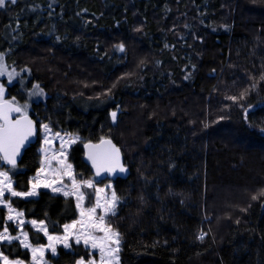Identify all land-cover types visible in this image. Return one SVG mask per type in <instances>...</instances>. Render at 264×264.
<instances>
[{"label": "trees", "instance_id": "16d2710c", "mask_svg": "<svg viewBox=\"0 0 264 264\" xmlns=\"http://www.w3.org/2000/svg\"><path fill=\"white\" fill-rule=\"evenodd\" d=\"M0 53L27 80L10 96L39 84L49 97L33 118L83 140L69 153L80 180L93 176L85 143L122 150L131 175L112 182L110 219L121 264H264V0H16L0 7ZM39 143L10 171L18 191L40 168ZM11 199L51 234L79 216L49 191ZM1 250L30 260L19 243ZM87 255L61 248L50 261Z\"/></svg>", "mask_w": 264, "mask_h": 264}, {"label": "snow or ice", "instance_id": "6c2138e0", "mask_svg": "<svg viewBox=\"0 0 264 264\" xmlns=\"http://www.w3.org/2000/svg\"><path fill=\"white\" fill-rule=\"evenodd\" d=\"M8 2L15 4L16 0H0V7H4ZM119 47L120 50H123V45ZM4 75H7L8 82L11 83L19 73H16L14 69L8 71L5 56L0 53V76ZM5 91L4 84L0 83V161L10 166L9 170H0V209L7 211L4 224L0 225L2 227L0 244L6 242L8 245H12L14 241H19L23 248L30 249L32 264H47L44 259L46 249H50L51 253L56 255L58 243L62 244L65 249H71L73 244L70 241H74L76 245L83 243L86 249L98 250L100 253L99 262L95 259L94 251H90L87 258L80 256L75 264H118L120 233L112 228L110 217L116 215L120 198L115 191H112L109 196L105 188L96 187L92 180L77 179L72 165L67 163L65 144L70 146L76 143L79 137H70L65 141L60 132H55L53 135L60 139L61 143L59 151H52L53 140L49 138L52 129L49 124L41 123L40 128L44 132L43 144L49 147L41 149L43 159L36 176L30 180L31 188L26 191H18L14 187L9 171L16 169L17 158L21 155V150L31 142V138L36 136L37 127L36 122L28 114V105L18 104L15 97L11 100L5 99ZM246 91L242 92L239 97L231 96L228 99L236 103L245 97ZM30 95H43V89L39 84H36ZM13 113L17 114L16 118H13ZM111 117L115 122L117 113L113 111ZM245 120H247V109H245ZM261 131L264 132V128ZM84 148L88 150V159L92 162L97 176L102 172L111 174L117 170L121 173L126 171L121 163L120 149L111 139H101L97 144L85 143ZM65 178L70 181V184H65ZM39 187L51 188L53 192L62 193L66 198L74 197L75 207L79 210L80 217L71 224L63 225L62 236L49 234L44 220L32 219L31 226L47 237V246L40 244L33 246L29 240V233L24 231V213L13 206L14 201L11 199L34 197L38 195L36 190ZM83 189L94 190L95 202L89 207H85L84 202L86 199L91 200L92 194H86ZM261 195H264V190ZM252 199H257V196H253ZM141 201H143V197H141ZM10 221L16 223L18 235L10 233V226L7 223ZM198 239L203 240L204 234H201ZM0 264H24V261L18 258L12 259L0 250Z\"/></svg>", "mask_w": 264, "mask_h": 264}, {"label": "rangeland", "instance_id": "374dc122", "mask_svg": "<svg viewBox=\"0 0 264 264\" xmlns=\"http://www.w3.org/2000/svg\"><path fill=\"white\" fill-rule=\"evenodd\" d=\"M4 56H5V54H4ZM5 63H6V56H5ZM6 64H7V63H6ZM7 68H8V71H12V70H13V68H10V67L8 66V64H7ZM14 70H15V69H14ZM15 72H16V73H19V75L15 76L14 79H13V81H12L11 83L8 82V77H7V75L0 76V83L4 84V86H5V90H6V91H5V99H9V100L12 99V97L10 96V92H11L10 90H11L13 87H15L16 84H18L19 82H22V81H24V80L27 81L26 79L23 78V75H24V74H23L22 72H19V71H16V70H15ZM23 84H26V82H24ZM34 85H36V84H34ZM34 85H32V88L27 92V97H26V100H25V101H21L20 99H16V98H15V100H16V102H17L18 104H20V105H25V104H27V105H28L27 111H28V114H29V115H30L31 112H32V109H33V105H34V104H38V103H46V101H47V99H48V97H49V96L45 93L44 90H43V95H37V96H32V95H30V93L33 91V86H34ZM44 124H45V123H44ZM54 133H55V131L52 130V133L49 134V138L53 140V145H52V147H51V150H52V151H59L61 141H60V139H57V138L53 135ZM61 137H62L63 140L67 141L70 137H79V136H77V135H70V134L61 133ZM43 138H44V132H43V129L40 128L39 152H40V154H41V156H42V159H43V153L41 152V149H42V148H48V147H49V146L43 144ZM81 141H83V140L79 137V140H77L76 143L71 144L70 146L67 145V144H65V155H66V157H67V163H69V164L72 165V168H73V171H74V174H75V175H76L75 168H74L73 164L69 161V153H70L71 149H72L75 145H77L79 142H81ZM0 170H7V169H4V167L2 166V163H1V162H0ZM10 171H11V170H10ZM10 171H9V174L11 175ZM35 176H36V174H35ZM35 176H34V177H35ZM34 177H33V178H34ZM76 177H77V175H76ZM33 178H32V179H33ZM77 179L80 180L78 177H77ZM85 180H92L93 183L96 184V187H99V188H105L106 193H107L109 196L111 195V192L114 191V186H113V183H112L111 181H105V182H103V183H98V182L95 180V178H94L93 176L90 177V178H88V179H85ZM13 184H14V183H13ZM65 184H70V181H69L67 178H65ZM54 186H55V185H54ZM30 188H31V187H30ZM36 191H37L38 195H36V196H34V197L24 198V199H36V198L39 197V194H40V192H42V191H49L50 193H52V194H54V195H61V196H63L62 193L53 192L51 188L39 187V188H37ZM83 191H85L86 194H92V199H91V200L86 199L85 202H84V206H85V207H89V206H91V205L95 202L94 190H93V189H83ZM70 198H72V199L74 200V202H75L74 197H70ZM120 205H121V200H120L119 204L117 205L116 213H117V211H118ZM5 210H6V209H5ZM77 211H78V214H79V210H78V209H77ZM6 213H7V211H6ZM79 218H80V217L78 216V218H77L76 220H78ZM111 218H112V217H110V219H111ZM23 219L25 220L24 231L27 232V228H28V227L31 228V229H33L34 231H36V229H34V228L31 226V224H30V221H31V220H30V219H27V218L25 217V215H24ZM8 223H11V224L17 229V225H16L15 222H11V221H10V222H8ZM71 223H72V222H71ZM71 223H69V224H71ZM36 232H37V231H36ZM48 232H49V231H48ZM63 232H64V229H63ZM39 233L43 234L42 232H39ZM18 234H19V231H18V229H17V234H16V235H18ZM49 234H51V233L49 232ZM52 235H57V234H52ZM62 235H63V234H61V236H62ZM43 236H44V234H43ZM44 237H45V239H46V241H47V243H46L45 246H47V244H48V239H47L46 236H44ZM29 240H30V239H29ZM15 242H16V243H19V241H14L13 243H15ZM30 242H31V241H30ZM5 243H6V242H5ZM70 243L73 244V247H75V246H82L84 249H86L85 246L83 245V243H81L80 245H76V244L74 243V241H70ZM1 245H2V244H0V250H1ZM20 246H21V245H20ZM33 246H36V245L33 244ZM21 247H22V246H21ZM56 247H57V254H56V255H53V254L51 253V250H50V249H46L44 259H45V261H47V264H52L51 261H50V258H51V257H52V258H56V257L58 256V251H59V249L63 248V245L58 243V244L56 245ZM73 247H72L71 249H65V248H63V249L68 250V251H72V250H73ZM22 248H23V247H22ZM23 249H25V248H23ZM25 250L29 251V253H30V260L27 261V262L24 261V264H32L31 251H30V249H25ZM86 250H87L88 252H90V251H94L95 259L97 260V262H99L100 253H99L98 250H91V249H86ZM120 252H121V240H120L119 252L117 253V255H118V257H119L118 264H121V261H120Z\"/></svg>", "mask_w": 264, "mask_h": 264}, {"label": "water", "instance_id": "95a60500", "mask_svg": "<svg viewBox=\"0 0 264 264\" xmlns=\"http://www.w3.org/2000/svg\"><path fill=\"white\" fill-rule=\"evenodd\" d=\"M16 115L15 113H13V118H16ZM30 118L36 122V127H37V134L35 137L31 138V142L29 144H27L25 146L24 149L21 150V155L17 158V166H19L25 156V153L27 150H29L30 148L36 146L39 142V139H40V124L37 122V120L35 118H33V116L30 114L29 115ZM112 141V140H111ZM114 144L115 142L112 141ZM88 143H93V144H97V143H94V142H88ZM116 145V144H115ZM117 146V145H116ZM118 147V146H117ZM119 148V147H118ZM120 149V148H119ZM120 154H121V163L124 165L126 171L121 173L119 172L118 170L114 173H107V172H102L99 176L96 175V170L95 168L92 166V162L88 159V150L84 148V162L85 164L90 168L91 172H92V175L93 177L95 178V180L98 182V183H103L105 181H111V182H115L117 181L118 179H128L131 175V171L130 169L126 166L125 164V160H124V155H123V152L122 150L120 149ZM6 165V164H5ZM8 167H10L9 165H6Z\"/></svg>", "mask_w": 264, "mask_h": 264}, {"label": "bare ground", "instance_id": "6f19581e", "mask_svg": "<svg viewBox=\"0 0 264 264\" xmlns=\"http://www.w3.org/2000/svg\"><path fill=\"white\" fill-rule=\"evenodd\" d=\"M9 100V99H8Z\"/></svg>", "mask_w": 264, "mask_h": 264}]
</instances>
